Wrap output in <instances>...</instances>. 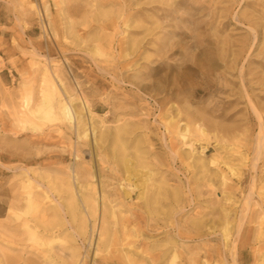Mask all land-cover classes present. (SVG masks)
<instances>
[{
	"label": "rangeland",
	"instance_id": "374dc122",
	"mask_svg": "<svg viewBox=\"0 0 264 264\" xmlns=\"http://www.w3.org/2000/svg\"><path fill=\"white\" fill-rule=\"evenodd\" d=\"M51 83L70 125L38 114ZM163 244L264 264V0H0V264Z\"/></svg>",
	"mask_w": 264,
	"mask_h": 264
},
{
	"label": "bare ground",
	"instance_id": "6f19581e",
	"mask_svg": "<svg viewBox=\"0 0 264 264\" xmlns=\"http://www.w3.org/2000/svg\"><path fill=\"white\" fill-rule=\"evenodd\" d=\"M139 48V47H138ZM246 58V57H245ZM51 86H50V89L48 90V92L46 93V97L44 98V101H43V103L38 107V110L37 111H39V115H41V117H42V120H44L43 118H45V119H59V120H61V121H67L68 123H69V125L72 123V113L70 112V108L68 107V105L65 103V101L57 94V91H56V88L54 87V85L52 86V83L50 84ZM70 98V97H69ZM76 113V112H75ZM77 114V113H76ZM75 117H77V116H74V118ZM80 118V117H79ZM78 118V119H79ZM77 119V127H79V125H80V119L78 120ZM40 120V119H39ZM64 123H66V122H64ZM197 124V123H196ZM72 126V125H71ZM197 126H198V124H197ZM39 127V126H38ZM33 128H34V126H33ZM185 128H187V127H185ZM35 129H37V128H35ZM77 129V128H76ZM120 130V129H119ZM178 130V129H177ZM120 132V131H119ZM178 132H180V133H182L181 131H178ZM184 132H185V130L183 131V134H181L183 137L185 136L184 135ZM78 133V132H77ZM117 133V132H116ZM186 135H187V133H186ZM85 137V136H84ZM186 137V136H185ZM184 137V138H185ZM121 144V143H120ZM169 147V149H171V150H173L172 149V143H170V145L168 146ZM98 151H99V149H98ZM138 153V152H137ZM78 154V153H77ZM99 156H101V155H99ZM78 157V156H77ZM101 158V157H100ZM99 158V159H100ZM102 158H103V156H102ZM106 158V157H105ZM116 159V158H115ZM101 160V159H100ZM105 161H106V159H104ZM122 161H123V159H122ZM121 161V162H122ZM101 162V161H100ZM112 162V161H111ZM120 162V163H121ZM102 163H103V161H102ZM112 163H114L115 164V162H112ZM123 165V164H122ZM111 166H112V164H111ZM124 166V165H123ZM114 167V166H113ZM123 169H124V167H123ZM125 169H126V167H125ZM102 172H104V171H102ZM119 171H117V173H118ZM124 172V171H123ZM28 174V173H27ZM78 174V173H77ZM79 175V174H78ZM112 176V175H111ZM114 177H113V179H118V180H121L120 178L121 177H119V175H117V174H115V175H113ZM75 177V176H74ZM81 177V176H80ZM110 177V176H109ZM166 181V180H165ZM106 182V181H105ZM25 183V182H24ZM123 185H128V184H123ZM29 187V186H28ZM124 188V187H123ZM129 190V189H128ZM31 191V190H30ZM45 191V190H44ZM213 191V190H212ZM33 192V191H32ZM31 192V193H32ZM104 192V191H103ZM111 193L110 194H113V195H115V196H117V198H120V196H121V192H120V190H119V188L118 189H115V190H113V192L112 191H110ZM131 193L129 194V196H132L133 194L132 193H134L135 191H134V189L132 188L131 189V191H130ZM107 193V192H106ZM123 194H124V191H123ZM122 194V195H123ZM30 195V194H29ZM59 195V194H58ZM108 195V194H107ZM127 195V194H126ZM143 195V194H142ZM31 196V195H30ZM161 196H162V194L161 193H159L157 190H148V192H147V194H146V196L145 197H143L144 199V202L143 203H141V204H139V203H134V204H136V206H142V207H145V208H147L148 210H152V208H154L153 206L154 205H159L160 204V198H161ZM104 197V196H103ZM47 198V197H46ZM89 198V197H88ZM124 198V197H123ZM71 199V198H70ZM96 199V198H95ZM71 200H73V199H71ZM83 204V203H82ZM35 205H37V204H35ZM65 205H67V204H65ZM78 205V204H77ZM120 205H121V203H120ZM162 205V204H161ZM14 206V205H13ZM71 206H73V205H71ZM104 206V205H103ZM35 207H37V206H35ZM39 207V206H38ZM67 207V206H66ZM69 207V206H68ZM81 207V206H80ZM85 207V206H84ZM12 208V207H11ZM45 208V207H44ZM54 208V207H53ZM56 208V207H55ZM83 208V207H82ZM123 208V207H122ZM164 208V207H163ZM8 209H10L9 207H8ZM13 209V208H12ZM39 209V208H38ZM70 209V208H69ZM164 210H165V208H164ZM10 211H11V209H10ZM44 211H46V210H44ZM86 211V210H85ZM39 213V212H38ZM55 214V213H54ZM89 216H90V211H89ZM87 215V214H86ZM105 213H104V209H103V214H102V220H101V226H100V230H99V235H98V239H97V242H96V252H98V251H106V250H109V249H107L108 247H110V246H112L114 243H113V240L111 241V239H110V235H111V232H110V230H109V228H110V225H109V228H108V226L107 225H104V224H106L105 223ZM88 216V215H87ZM109 220V219H108ZM151 220V219H150ZM84 221V220H83ZM25 223V222H24ZM23 223V224H24ZM107 223H108V221H107ZM201 223V222H200ZM46 224V223H45ZM109 224V223H108ZM111 224V223H110ZM82 225H83V223H82ZM84 225H86V223L84 222ZM112 225V224H111ZM124 225V224H123ZM132 225V224H131ZM214 225H215V223H214ZM130 227H132V226H130ZM83 228H85V226H83ZM187 228V227H186ZM125 230H126V228H124ZM150 230H153V231H155L156 230V228L155 227H151L150 228ZM113 231H115V230H113ZM136 231V230H135ZM187 231V230H186ZM36 232V231H35ZM130 232V231H129ZM166 232H168L167 230H166ZM113 233V232H112ZM137 233V232H136ZM35 233H33V234H31L32 236L34 235ZM124 234V233H123ZM67 235H69V234H67ZM114 235H116V234H114ZM178 235L180 236V237H186L187 235H186V233H184V232H178ZM123 236V235H122ZM31 237V236H30ZM131 237V236H130ZM113 238V237H112ZM127 239V238H126ZM125 239V240H126ZM28 240V239H27ZM35 240V239H34ZM129 240H130V238H129ZM131 241V240H130ZM10 242V241H9ZM129 242V241H128ZM47 244V243H46ZM134 244V243H133ZM123 245V244H122ZM138 245V244H137ZM50 246V245H49ZM132 246V245H131ZM134 246V245H133ZM116 247V246H115ZM192 247V246H191ZM4 248V247H3ZM50 248V247H49ZM127 248V247H126ZM130 248V247H129ZM145 248V247H144ZM175 249H176V247H171V245L170 246H168V245H166V244H163V246H162V248L161 249H159V250H156V251H153L152 253H149L148 255H147V257H145V262H147V264H193L192 262L194 261V259H191L190 257H188V256H180V257H178V260H176V254H175ZM140 250V249H139ZM190 250V249H189ZM1 253V252H0ZM4 253V252H3ZM106 253H108V254H106V255H101L100 256V259L97 261V264H104L105 262H107V260H108V256H110V252H106ZM171 253H173L172 254V258H170L169 259V257H170V255H171ZM127 254V253H126ZM125 255V254H124ZM127 256V255H126ZM126 256H125V258H126ZM2 257H3V255H2ZM123 257V256H122ZM128 257V256H127ZM136 257V256H135ZM144 257L141 259V260H144ZM129 258V257H128ZM131 258V257H130ZM98 259V258H97ZM127 259V258H126ZM186 259H187V262L188 263H186L185 261H186ZM5 261V260H4ZM96 261V260H95ZM140 261V260H139ZM10 262V261H9ZM6 263V262H5ZM16 263V262H15ZM27 263V262H26ZM86 263V262H85ZM96 263V262H95ZM137 263L139 264L140 262H138L137 261ZM142 263V262H141ZM140 263V264H141ZM13 264V263H12ZM72 264V263H71ZM79 264H80V262H79ZM93 264V263H92Z\"/></svg>",
	"mask_w": 264,
	"mask_h": 264
}]
</instances>
